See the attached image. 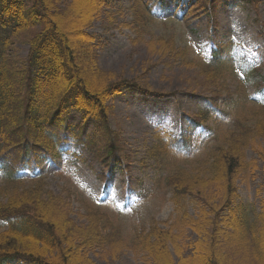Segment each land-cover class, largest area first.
Here are the masks:
<instances>
[{"label": "trees", "instance_id": "trees-1", "mask_svg": "<svg viewBox=\"0 0 264 264\" xmlns=\"http://www.w3.org/2000/svg\"><path fill=\"white\" fill-rule=\"evenodd\" d=\"M79 1L90 7L83 8L87 17L77 25L72 39L65 34L63 18ZM208 2L221 7L226 0H184L182 9L212 19L216 14ZM135 5L133 25L140 35L144 24L150 28L156 20L150 2L135 0ZM194 7L196 12L191 13ZM120 14L111 0H0V168L7 184L15 186L0 196V224L9 225L0 231V264H97L91 259L93 253L116 258L128 250L146 255L143 264H264V201L259 211L248 209L240 200L238 185L253 172L247 151L264 137L261 123L253 131L226 137L209 155L208 167L196 174L181 170V175L168 180L176 215L173 225L168 230L157 225L141 229L128 242L118 232L105 234L96 215L77 224L62 196L47 192L42 180L32 187L22 185L23 171L37 172L44 163L61 157L71 141L86 147L105 167L118 170L121 150L108 146L99 151L87 126L108 131L109 101L124 90L146 91L131 82L116 81L97 59L100 43L90 29L100 21L114 25V16ZM20 42L29 46L21 61L16 57ZM171 44L159 38L156 51L175 59L174 51L180 48ZM222 51L216 48L213 78L224 75ZM255 78L249 77L250 81ZM259 89L264 98V75ZM210 106L189 117L188 128L179 136L157 132L150 159L162 164L167 159V167L188 157L196 145V130L215 116L211 109L221 112L217 103ZM74 113L79 121L69 124ZM256 152L264 161V149ZM204 185L213 186V192L207 195ZM189 231L196 238L187 244L184 236ZM189 247L192 250L186 254Z\"/></svg>", "mask_w": 264, "mask_h": 264}, {"label": "rangeland", "instance_id": "rangeland-1", "mask_svg": "<svg viewBox=\"0 0 264 264\" xmlns=\"http://www.w3.org/2000/svg\"><path fill=\"white\" fill-rule=\"evenodd\" d=\"M111 1L121 10L114 16L116 23L100 21L90 29L100 43V67L116 81L131 82L146 91L128 89L113 97L108 103L109 130L88 125L87 131L99 151L108 146L121 150L120 166L117 171L105 167L86 147L71 141L62 149L61 157L44 163L35 173L23 171L21 183L32 187L42 180L47 192L62 196L77 224L87 223L96 215L105 226V234L118 232L121 240L128 242L141 229L148 231L157 225L168 230L173 225L176 215L168 180L181 175V170L196 174L208 167L209 155L233 133L253 131L259 123L264 126V103H257L253 97L264 74V0H226L221 7L208 2L209 10L216 14L212 19L202 13L184 12V0H146L153 6L156 22L150 28L144 24L140 35L133 25L135 0ZM76 6L63 18L65 34H71L72 39L77 25L87 17L86 10ZM189 11L196 12V8ZM159 38L180 48L174 51L175 59L156 51L160 49ZM218 46L223 49L222 59L230 62L226 60L223 66V77L213 78L210 71L215 66L209 62ZM16 49L20 61L28 55L27 43H17ZM255 69H259L254 72L257 79L249 82L248 70ZM210 103L218 104L220 115L209 118L196 132V145L188 157L176 159L167 167V159L163 164L156 162L157 158L150 159L157 132L179 136L186 130L188 118ZM78 121L75 113L68 119L69 124ZM255 141L257 147L247 151L253 172L238 185L241 202L259 211L264 201V161L256 150L261 154L264 137ZM176 170L179 172L172 176ZM6 177L0 168V196H4V189L15 188L7 184ZM204 187L210 189L207 195L213 192V186ZM190 211L195 213L193 207ZM8 226L1 223L0 231ZM195 238L191 231L184 236L187 244ZM191 250L187 248L186 254ZM118 255L105 258L93 253L91 259L97 264H143L146 257L131 250Z\"/></svg>", "mask_w": 264, "mask_h": 264}, {"label": "bare ground", "instance_id": "bare-ground-1", "mask_svg": "<svg viewBox=\"0 0 264 264\" xmlns=\"http://www.w3.org/2000/svg\"><path fill=\"white\" fill-rule=\"evenodd\" d=\"M82 7V8H89L90 7V4L88 3V2H81V1H79V3H78V7Z\"/></svg>", "mask_w": 264, "mask_h": 264}]
</instances>
